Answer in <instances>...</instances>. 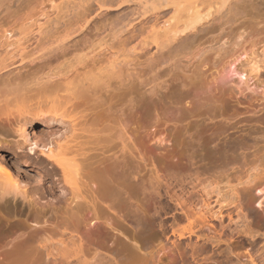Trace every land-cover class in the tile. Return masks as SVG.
<instances>
[{
	"label": "rangeland",
	"instance_id": "rangeland-1",
	"mask_svg": "<svg viewBox=\"0 0 264 264\" xmlns=\"http://www.w3.org/2000/svg\"><path fill=\"white\" fill-rule=\"evenodd\" d=\"M33 1L39 24L40 14L53 17L71 0ZM251 28L264 32V20ZM256 42L257 62L264 34ZM222 44L224 37L211 48ZM210 46L207 40L192 59L154 73L147 69L154 48L131 51L122 65L127 88L113 84L83 99L87 122L105 136L87 149L86 201L77 208L66 201L71 193L59 174L50 180L40 163L28 166L39 152L15 131L0 130L4 161L22 193L3 195L0 180V264H53L50 247L71 236L92 244L88 258L108 256L111 264H264V68L244 85L234 72L246 66L245 53L214 54L200 65ZM156 73L150 97L140 83ZM26 129L53 142L73 133L59 121ZM9 141L21 148L10 149ZM114 164L113 172L97 173ZM109 178L120 188L111 190Z\"/></svg>",
	"mask_w": 264,
	"mask_h": 264
},
{
	"label": "bare ground",
	"instance_id": "bare-ground-1",
	"mask_svg": "<svg viewBox=\"0 0 264 264\" xmlns=\"http://www.w3.org/2000/svg\"><path fill=\"white\" fill-rule=\"evenodd\" d=\"M15 1L0 0V130L15 131L24 144L33 146L29 148L33 155L39 152V161L31 160L28 166L40 163L38 169L50 180L59 174L71 193L66 201L74 202L76 208L86 201L82 171L87 149L99 143L101 134L105 136L87 122L82 101L113 84L115 88L119 85L118 89L127 88L128 83L122 85V65L130 62L129 52L147 55L149 48H154L147 58V69L154 73L161 66L177 68L180 58L192 59L209 40L211 46L200 54V65L214 54L231 58L241 50L249 66L241 65L233 71L244 85L249 77L258 81L259 67L264 68V46L263 57L257 62L253 47L264 32L251 28L264 20V0H71L53 17L40 14L45 21L39 24L34 18L33 0ZM121 10L128 11L117 14ZM223 37L227 46L211 48ZM128 46L129 52L125 51ZM103 53L107 56L101 57ZM158 76L156 73L140 83L146 95L154 96L157 86H148L158 81ZM56 121L69 125L71 137L53 142L33 132L30 136L32 130L26 129L38 122ZM3 123L13 124L15 129L1 126ZM7 147L21 148L13 141ZM6 150L0 147L1 191L3 195L19 194L17 180L4 161ZM116 166L101 168L97 173L113 172ZM91 245L71 236L53 243L48 255L53 264H111L108 256L93 254L88 258L86 252Z\"/></svg>",
	"mask_w": 264,
	"mask_h": 264
}]
</instances>
